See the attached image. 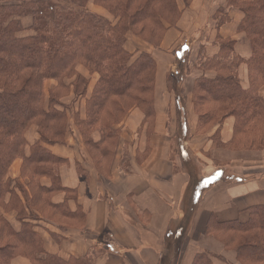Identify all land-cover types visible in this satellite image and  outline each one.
<instances>
[{
    "label": "crops",
    "instance_id": "0c3cea01",
    "mask_svg": "<svg viewBox=\"0 0 264 264\" xmlns=\"http://www.w3.org/2000/svg\"><path fill=\"white\" fill-rule=\"evenodd\" d=\"M225 1L190 0L185 5L184 0H176L181 16L167 29L157 49L131 34L127 37L125 48L136 53L133 59L144 51L155 60L154 115L149 123L140 109H130L114 127L118 138L108 151L104 150L108 145L100 129L91 130L89 144L76 127L75 117L85 119L86 99L98 79L96 73L76 67L77 73L88 79L86 94L77 97L70 87L69 94L55 106L66 116L62 142L40 143L63 161L54 166L57 184L46 176L35 177L32 170L36 164L23 158L15 159L7 173L8 178L20 183L29 199L39 193L31 210L25 206L26 214L31 211L35 218L24 220L41 242L38 257L50 256L61 264H192L196 254L205 252L214 256L212 264H237L235 253L206 230L211 218L244 223L249 209L264 206V149L234 151L221 146L232 138L233 117L198 132L190 96L195 79L215 77L213 71L197 70L196 59L200 49L206 57L216 56L218 39L233 43L234 53L243 60L238 67L240 85L244 90L249 86L246 62L252 47L245 33L239 31L243 13L228 9V22L218 30L215 27L213 16ZM87 9L113 21L93 0ZM26 19L30 20L22 19L24 27L30 25ZM29 34L25 31L21 35ZM170 57L173 62H169ZM180 58L191 68L183 82L185 113L181 117L174 92L167 86V75L175 71ZM56 85V81H46L45 94ZM260 95L264 99V86ZM184 124L187 135L182 138L179 129ZM24 138V156L28 158L30 148L40 142L37 127L31 125ZM178 144L187 155L179 154ZM193 171H197V181L214 172L223 176L213 182L195 207H190L185 193ZM36 183L48 190L47 194L37 187L32 189ZM14 192L25 203L21 191L15 188ZM0 214L20 231L15 212L0 210ZM11 264L35 263L20 249Z\"/></svg>",
    "mask_w": 264,
    "mask_h": 264
},
{
    "label": "trees",
    "instance_id": "16d2710c",
    "mask_svg": "<svg viewBox=\"0 0 264 264\" xmlns=\"http://www.w3.org/2000/svg\"><path fill=\"white\" fill-rule=\"evenodd\" d=\"M88 2L0 0V210L15 212L21 224L20 231H15L0 214V264H11L20 249L35 264H61L50 256L38 257L41 242L32 225L24 221L35 218L31 211L26 214L25 206L31 210L39 193L29 199L20 183L8 178L7 173L15 159L23 158L24 162L36 164L32 170L35 177L46 176L57 184L54 166L57 168L63 161L50 155L40 143L62 142L66 116L55 106L68 95L70 87L77 97L86 94L88 79L77 73V66L98 75L86 99L85 119L75 117L78 131L89 144H92L89 134L97 128L108 145L104 150L112 148L118 138L114 127L134 107L143 112L147 122L152 121L155 60L146 52L133 59L136 53L128 52L125 44L130 33L154 49L159 48L167 29L174 27L181 16L176 0H93L113 21L90 12ZM189 2L184 0L185 5ZM232 8L243 13L239 31L245 33L252 47V56L246 62L249 86L244 90L240 85L238 67L243 60L234 53L233 43L218 39L220 49L216 56L206 57L202 49L198 52L196 69L202 73L213 71L215 77L208 79L202 75L193 81L192 110L200 133L233 117L232 138L222 147L261 151L264 0H226L213 16L217 30L228 22L226 11ZM25 17L31 18L28 27L22 24ZM25 31L30 34L21 35ZM190 72V66L180 58L175 71L167 75V86L174 92L179 117L185 113L183 82ZM72 78L67 84L66 80ZM48 80L56 81L57 85L45 94L44 83ZM31 125L37 127L40 142L30 148L31 155L27 158L24 134ZM179 133L182 138L187 135L186 124ZM33 187L41 193L48 192L37 183ZM15 188L21 191L25 203L16 195ZM206 233L233 251L237 264H264V206L249 209V218L244 223L211 218ZM212 257L209 253H198L192 264H212Z\"/></svg>",
    "mask_w": 264,
    "mask_h": 264
},
{
    "label": "rangeland",
    "instance_id": "374dc122",
    "mask_svg": "<svg viewBox=\"0 0 264 264\" xmlns=\"http://www.w3.org/2000/svg\"><path fill=\"white\" fill-rule=\"evenodd\" d=\"M25 18H29L30 20H28V19H26V20L29 23H31L30 17H25ZM128 36H130V33L127 35V37ZM136 38H138V37H136ZM138 40L145 44V42L142 41L140 38H138ZM137 51H139V50H137ZM140 52H144V51H140ZM170 60L171 61H169V62H173L172 57H170ZM64 97H62V98H64ZM177 146H178L179 154H181L182 156L187 155L186 150L184 148L182 149V147L179 144ZM189 175H190V183L188 184L187 189H186L185 199H186V201L190 207H195L197 205V203L199 202V200L201 201L203 199V197L206 194V192L208 191V189L213 185V182L221 179L223 176V174H219L218 172H214L210 176H206V177L202 176L201 180L197 181V171H193Z\"/></svg>",
    "mask_w": 264,
    "mask_h": 264
}]
</instances>
